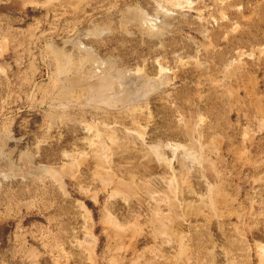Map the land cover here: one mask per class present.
<instances>
[{
    "label": "rangeland",
    "instance_id": "1",
    "mask_svg": "<svg viewBox=\"0 0 264 264\" xmlns=\"http://www.w3.org/2000/svg\"><path fill=\"white\" fill-rule=\"evenodd\" d=\"M56 41L74 59L91 52L94 71L120 83L106 95L128 100H55ZM263 113L264 0H0V264H264ZM141 135L168 159L194 147L189 182ZM188 202L202 212L184 222Z\"/></svg>",
    "mask_w": 264,
    "mask_h": 264
},
{
    "label": "bare ground",
    "instance_id": "2",
    "mask_svg": "<svg viewBox=\"0 0 264 264\" xmlns=\"http://www.w3.org/2000/svg\"><path fill=\"white\" fill-rule=\"evenodd\" d=\"M174 6H179L180 5V3L179 2H177V1H175V2H173L172 3ZM132 11H133V9H132ZM139 12V11H138ZM134 13V12H133ZM130 15V14H129ZM147 15V14H146ZM157 16V15H156ZM130 19H129V18ZM127 17V20H130V21H132V23H134V24H136L137 26H139V27H142L143 29H146V31H148V30H150V31H152V32H155V31H157V30H154V29H152L151 27H148L147 25H145L144 23H143V21L141 20V18L139 17V15L138 14H133V15H130V16H128ZM143 18V17H142ZM146 18V17H145ZM155 18V17H154ZM148 20V19H147ZM161 20V19H160ZM158 21V20H157ZM147 22V21H146ZM150 22V21H149ZM148 23V22H147ZM156 24V23H155ZM150 25V24H149ZM157 25V24H156ZM106 26V25H105ZM152 26V25H151ZM107 27H108V25H107ZM109 29V28H108ZM104 30V29H103ZM98 31V30H97ZM149 31V32H150ZM101 32H103V31H101ZM160 32V29L156 32V33H159ZM104 33H106V32H104ZM155 34V33H154ZM62 42H64V41H60V42H52V43H49L48 44V48L49 49H51V52H52V55L55 57V59H56V61H57V66H56V68H55V78H54V87H55V93H54V96H53V98L55 99V100H58L59 102H61V103H65V104H67V103H70L71 101H74L76 98L77 99H80V98H82V97H84V100H89V99H92V97L93 98H96L97 97V99H99L100 101H103L104 103H107V106L109 105V104H115V106H117L116 104L117 103H121V102H124L126 99H127V96L126 95H124V94H121L119 91H121V90H119V91H117L116 93H115V95L112 97V98H109L107 95H106V92L108 91V90H111V89H113L114 88V86H115V83H116V80L115 79H113L112 78V76L108 73V72H104V73H96L94 70H95V68L93 69V63L92 62H95V59L96 58H94L93 57V55L91 54V52H89V51H87L86 52V55L84 56V57H80V58H78V59H74V56H72V55H74L73 53H71V46H69V45H67V44H64V43H66V42H64V43H62ZM91 47V46H90ZM80 51H82V50H80ZM50 52V53H51ZM74 52V51H73ZM94 52V51H93ZM96 52V51H95ZM81 54V53H80ZM96 54H97V52H96ZM77 57V56H76ZM97 57V56H96ZM99 58V57H98ZM54 60V59H53ZM98 61H99V59H98ZM21 62V61H20ZM103 63V62H102ZM107 63H108V61H107ZM229 64V63H228ZM86 66V67H85ZM85 67V68H84ZM108 67H109V65H108ZM164 69L165 68H163V72H164ZM107 70V69H106ZM108 70H110V69H108ZM143 70V69H142ZM166 70V69H165ZM225 70V69H224ZM227 71V70H226ZM119 72V71H118ZM121 72H122V70H121ZM142 72V71H141ZM162 72V73H163ZM161 73V72H160ZM161 73V74H162ZM165 73V72H164ZM142 74H143V72H142ZM165 75V74H164ZM145 76V75H144ZM147 76V75H146ZM161 76V75H160ZM164 77V76H163ZM80 78H83L84 80H86L87 82L85 83L84 81H82V82H84L85 83V86H82L83 88L81 89V93H76V95L75 94H73V89L74 88H76V86H77V84H79L80 83V80H82V79H80ZM150 78V77H149ZM147 79H148V77H147ZM161 79H162V77H161ZM251 79V78H250ZM152 80V79H151ZM164 80V79H163ZM253 80V79H252ZM118 81V80H117ZM142 81V80H141ZM161 81V80H160ZM31 82V81H30ZM145 82V81H144ZM118 83V82H117ZM116 83V85H119L120 86V83L119 84H117ZM161 83V82H160ZM128 84V83H127ZM142 84V83H141ZM223 84V83H222ZM82 85V84H81ZM124 85V84H123ZM216 85H218V84H216ZM220 85V84H219ZM128 86V85H127ZM221 86V85H220ZM143 87V88H142ZM141 88V90H142V92L143 93H145L147 90H149L151 87H152V84H150V83H146V84H144L143 86H142ZM157 87V86H156ZM213 87V86H212ZM118 88V87H117ZM122 88V87H121ZM127 90H129L128 89V87L126 88ZM151 89H153V88H151ZM217 89V88H216ZM80 90V89H79ZM126 90V91H127ZM136 90H138V91H140L139 89H136ZM151 91V90H150ZM238 91V90H237ZM137 92V91H136ZM252 92V91H251ZM249 93V92H248ZM111 94H112V91H111ZM137 94V93H136ZM109 95V94H108ZM146 95V94H145ZM249 95V94H248ZM247 95V96H248ZM143 96H144V94H143ZM216 97H217V95H216ZM129 98V97H128ZM136 98V97H135ZM139 98V97H138ZM140 98H141V95H140ZM130 99V98H129ZM218 99V98H217ZM220 99V98H219ZM95 100V99H94ZM128 100V99H127ZM256 100V99H255ZM81 101V100H80ZM247 101V100H246ZM89 102V101H88ZM96 102V101H95ZM94 102V103H95ZM77 104V103H76ZM87 104V103H86ZM89 104V103H88ZM257 104V103H256ZM255 103H254V105H256ZM70 105V104H69ZM73 105V104H72ZM91 105V104H90ZM96 105V104H95ZM260 105H261V103H260ZM97 106H98V104H97ZM114 106V107H115ZM122 106V105H121ZM248 106V105H247ZM258 106V105H257ZM96 108V107H95ZM122 108V107H121ZM260 108V107H259ZM215 109V108H214ZM143 110V109H142ZM140 111V110H139ZM151 112V111H150ZM137 113V112H136ZM143 114V113H142ZM264 114V113H263ZM150 115H151V113H150ZM202 116V115H201ZM200 119H201V117H200ZM113 120V119H112ZM117 120V119H116ZM148 121V120H147ZM177 121H179V120H177ZM229 121V120H228ZM50 122V121H49ZM111 122V121H110ZM115 122V121H114ZM190 122V121H189ZM188 122V123H189ZM262 123V122H261ZM126 125V124H125ZM136 125V124H135ZM199 125V124H198ZM140 126V125H139ZM197 126V125H196ZM260 126V125H259ZM198 127V126H197ZM262 128H263V126H261ZM96 128V127H95ZM186 128V127H185ZM190 128V127H189ZM109 129H111V130H108L109 131V133H106V138L107 139H110V140H114L115 139V135H114V132L112 131V127L111 128H109ZM115 129V128H114ZM140 129V128H139ZM261 129V128H260ZM91 130V129H90ZM89 130V131H90ZM142 130V129H141ZM186 130V132H187V134H188V130H187V128L185 129ZM184 130V131H185ZM92 131V130H91ZM144 131V130H143ZM194 131L196 132V130H195V128H194ZM13 132V131H12ZM137 132V131H136ZM88 133V132H87ZM122 133V132H121ZM190 133V132H189ZM194 133V132H193ZM198 133V132H197ZM204 133V132H203ZM95 134V133H94ZM124 134H125V137H124V139H126V140H129V139H131L132 137H133V135L135 134L134 133V130L133 131H131V130H127V129H125L124 130ZM199 134V133H198ZM198 134H196L197 136H198ZM190 135H192V134H190ZM199 135H201V134H199ZM90 137H91V135H89ZM93 136V135H92ZM95 136V135H94ZM93 136V137H94ZM136 136V135H135ZM92 137V138H93ZM138 138V141L136 142L135 141V139H134V141L136 142V143H138L139 145V148H141V149H144V151H146V150H148V149H150L151 151L150 152H152L154 155H155V157L157 158V159H160V160H163L164 159V161H166L167 162V164L169 165V163H171L170 161H171V158H174V157H176L177 159H178V170L179 171H177V173H179V178H177L176 176H175V180H177V181H179V182H181V183H186V182H189V181H187V180H189V177L187 178V177H185V175L187 176V173L189 172H187L186 171V167H188V165L185 167V161L187 160V159H190V158H194V156H195V154H196V152H195V149L193 150V148L194 147H192V146H184V145H180V144H175L173 147L171 146V147H169V148H167V151H166V154L170 157L169 159H168V157H165V152L164 151H161L160 150V148H159V146L157 145V144H148V143H146V141L144 140V137H143V135H141L140 137L139 136H137ZM146 137V136H145ZM192 137V136H191ZM204 137V136H203ZM116 138H117V136H116ZM136 138V137H135ZM198 138V137H197ZM91 139V138H90ZM96 140V139H95ZM99 140V139H98ZM189 140V139H188ZM201 140V139H200ZM87 141V140H86ZM85 141V142H86ZM88 141H90V140H88ZM94 141V140H93ZM92 140H91V142H93ZM101 141V140H100ZM112 141H111V143H112ZM123 142H124V140H122ZM99 142V141H98ZM115 142V141H114ZM118 142V141H117ZM129 142V141H128ZM159 142V141H158ZM191 142H193V140L191 141ZM129 143H131V140H130V142ZM128 143V144H129ZM155 143V142H154ZM161 143V142H160ZM185 143V142H184ZM183 143V144H184ZM199 143V142H198ZM73 144V143H72ZM83 144V143H82ZM90 144V149L91 150H95V152H96V149L94 148L95 147V145H97V144H95V142H93V143H89ZM100 143H98V145H99ZM131 144H133V143H131ZM130 144V145H131ZM196 144V143H195ZM84 145V144H83ZM88 145V144H87ZM87 145H85V146H87ZM74 146V145H73ZM89 146V145H88ZM87 146V147H88ZM100 146V145H99ZM102 146V145H101ZM100 146V147H101ZM122 146V145H121ZM128 146V145H127ZM135 146V145H134ZM165 146V145H164ZM7 147V146H6ZM99 147V148H100ZM162 147V146H161ZM76 148V147H75ZM98 148V146H97V149H99ZM106 148V147H105ZM101 149V148H100ZM108 149V148H107ZM248 149V148H247ZM11 150V149H10ZM103 150V149H102ZM127 150V149H126ZM129 150V149H128ZM108 151V150H107ZM106 151V152H107ZM110 151V150H109ZM124 151V150H123ZM71 152V151H70ZM99 152V151H98ZM102 152L103 151H101L100 153H101V156L99 157L97 154H96V156L97 157H99L98 158V160H100L101 158H102ZM148 152V151H147ZM22 153V152H21ZM97 153V152H96ZM136 154V153H135ZM105 155V154H104ZM107 155V154H106ZM147 155V154H146ZM93 156H95V154L93 155ZM95 156V157H96ZM68 157H70V156H68ZM73 157H74V155H73ZM104 157V156H103ZM106 157V156H105ZM148 157V156H147ZM77 158V157H76ZM80 158H82V157H80ZM109 158V157H108ZM71 159H72V157H71ZM69 160V159H68ZM67 160V161H68ZM105 160V159H104ZM176 160V159H175ZM195 160V159H194ZM96 161V160H95ZM158 161V160H157ZM192 161H193V159H192ZM108 162V161H107ZM196 162V161H195ZM81 163V162H80ZM146 163V162H145ZM149 163V162H148ZM152 163V162H151ZM150 163V164H151ZM158 163V162H157ZM174 163V162H173ZM198 163V162H197ZM105 163H103V165H104ZM147 164V163H146ZM156 164V163H155ZM189 164V163H188ZM196 164V163H195ZM199 164V163H198ZM97 165V164H96ZM128 165V164H127ZM192 165V164H191ZM253 165V164H252ZM37 166V165H36ZM70 166V165H69ZM107 166V165H106ZM158 166V165H157ZM175 167V168H176ZM103 168V167H102ZM105 168V167H104ZM143 168V167H142ZM252 169V168H251ZM254 169V168H253ZM257 169H258V167H257ZM262 169V168H261ZM30 170V169H29ZM98 170H99V168H98ZM149 170V169H148ZM147 170V172H149ZM190 170V169H189ZM194 170V169H193ZM46 171L47 172H52L53 173V169H49V168H47L46 169ZM143 171V170H142ZM261 171V170H260ZM144 174V173H143ZM151 174V173H150ZM259 174V173H258ZM156 175V174H155ZM154 175V176H155ZM175 175H177V174H175ZM151 176H152V174H151ZM191 176V175H190ZM98 177V176H97ZM153 177V176H152ZM156 177V176H155ZM99 178V177H98ZM187 178V179H186ZM100 179H102V178H100ZM110 179H112V178H110ZM149 179V178H148ZM155 179V178H154ZM174 179V178H173ZM201 179V178H200ZM214 179V178H213ZM160 180V179H159ZM170 180H172V179H170ZM193 180V179H192ZM130 181H132V180H130ZM130 181H128V182H130ZM176 181V182H177ZM120 182V181H119ZM133 182V181H132ZM156 182H157V180H156ZM160 182H162V181H160ZM117 184H121V183H118V182H116ZM123 183V182H122ZM145 183H147V182H145ZM164 183H166V182H164ZM107 184V183H106ZM135 184V183H134ZM176 184H179V183H176ZM190 184V183H189ZM211 184H215V183H211ZM102 185V184H101ZM187 185H188V183H187ZM128 186L129 187H127V186H124L125 188H131L130 187V185L128 184ZM142 186V185H141ZM149 186V185H148ZM163 186H165V185H163ZM174 186V185H173ZM172 186V187H173ZM179 186V185H178ZM183 186V185H182ZM186 186V185H185ZM189 186V185H188ZM219 186V185H218ZM82 187V186H81ZM109 187V186H108ZM123 187V189L124 190H126L125 188ZM137 187V186H136ZM136 187H135V190H137L136 189ZM145 187V186H144ZM153 187V186H152ZM172 187H168L167 189L168 190H171V188ZM184 187V186H183ZM204 187V186H203ZM80 188V187H79ZM86 188V187H85ZM121 188V187H120ZM137 188H140V187H137ZM154 188V187H153ZM160 188H162V187H160ZM164 188V187H163ZM166 188V187H165ZM187 188V187H186ZM115 189V188H114ZM177 189H179V188H177ZM217 189H218V187H217ZM220 189V188H219ZM218 189V190H219ZM129 190H131V189H129ZM134 190V193H136V191ZM156 190V189H155ZM158 190V189H157ZM156 190V191H157ZM176 190V189H175ZM191 190V189H190ZM202 190V189H201ZM213 190V189H212ZM112 191H114L113 189H112ZM121 191V190H120ZM159 191V190H158ZM210 191V190H209ZM208 191V192H209ZM86 192V191H85ZM131 192V191H130ZM171 192H173L174 193V191L173 190H171ZM192 192V191H191ZM206 192V191H205ZM96 193V192H95ZM110 193H112V192H110ZM124 193V192H123ZM138 193V192H137ZM160 193H162V192H160ZM221 193V192H220ZM223 193V192H222ZM132 194V193H131ZM168 194V191L166 192L165 190H164V197L167 199L168 198V196L169 195H167ZM170 194V193H169ZM206 194H208V193H206ZM85 195V194H84ZM171 195H175V194H172L171 193ZM170 195V196H171ZM121 196V195H120ZM156 196V195H155ZM163 196V195H162ZM262 196V195H261ZM185 197V196H184ZM119 198V197H118ZM198 198H199V196H198ZM205 197H200L199 199H198V204L199 203H203L204 201H203V199H204ZM262 199V198H261ZM222 200H224V199H222ZM123 201V200H122ZM187 201V200H186ZM30 202V201H29ZM111 202V201H110ZM167 203H168V201H166ZM192 202V201H191ZM197 202V201H196ZM206 202V201H205ZM228 202V201H227ZM141 203V202H140ZM189 204H185L184 205V210H186V220H184V222L185 221H189V218L188 217H192V216H194V217H200L201 216V212H199V208L201 207V206H199V208H198V205L197 206H193L192 204H190V202H188ZM97 204V203H96ZM179 204V203H178ZM182 204V203H181ZM197 204V203H196ZM204 204V203H203ZM231 204V203H230ZM223 205V204H222ZM122 206V205H121ZM171 206H173V207H175L176 209L177 208H179V206L178 205H176L175 203H173V202H170V207ZM181 208V207H180ZM104 210V209H103ZM154 210H155V208H154ZM153 210V211H154ZM202 210V209H201ZM233 210V209H232ZM114 211V210H113ZM135 211V210H134ZM151 211V210H150ZM231 211V210H230ZM155 212V211H154ZM167 212V211H166ZM236 212V211H235ZM157 214V213H156ZM155 214V215H156ZM227 214H229V213H227ZM155 215H152L153 217H152V221H150V222H153L154 224H155V226H156V230L159 232V233H163V234H170V232H168V230H166L165 229V221H164V219H162V218H160V216L158 217V216H155ZM169 215V214H168ZM171 215V214H170ZM179 215V214H178ZM18 216V215H17ZM188 216V217H187ZM229 216V215H228ZM162 217V216H161ZM166 217V216H165ZM230 217V216H229ZM238 217V216H237ZM250 217V216H249ZM113 218V217H112ZM164 218V217H163ZM214 218V217H213ZM240 218V217H239ZM251 218V217H250ZM109 219V218H108ZM107 219V220H108ZM148 219V218H147ZM169 219V218H168ZM194 219V218H193ZM140 220V219H139ZM194 220H196V219H194ZM207 219H205V221H206ZM242 220V219H241ZM245 220V219H244ZM203 221V220H202ZM208 221V220H207ZM109 222V221H108ZM112 222V221H111ZM77 223V222H76ZM106 223H107V221H106ZM114 223V222H113ZM212 223V222H211ZM225 223V222H224ZM229 223V222H228ZM112 224V223H111ZM167 224V223H166ZM185 224V223H184ZM203 224H204V222H203ZM113 225V224H112ZM183 225V224H182ZM190 225V224H189ZM193 225V224H192ZM202 225V224H201ZM221 225V224H220ZM231 225V224H230ZM119 226V225H118ZM117 227V226H116ZM121 227V226H120ZM189 227V226H188ZM209 227V226H208ZM224 227V226H223ZM228 227H229V225H228ZM118 228V227H117ZM130 228V227H129ZM155 227H153V229H154ZM197 229V228H196ZM126 230V229H125ZM129 230V229H128ZM155 230V229H154ZM191 230V229H190ZM189 230V231H190ZM205 230H206V228H205ZM227 230V229H226ZM264 230V229H263ZM139 231V230H138ZM157 231H154V232H157ZM215 231H216V229H215ZM214 231V232H215ZM240 231V230H239ZM246 231V230H245ZM126 232V231H125ZM218 232V231H217ZM223 232H224V230H223ZM235 232V231H234ZM118 233V232H117ZM210 233V232H209ZM259 233V232H258ZM257 233V234H258ZM191 234V233H190ZM195 234V233H194ZM222 234H224V233H222ZM232 234H234L233 232H232ZM235 234H236V232H235ZM254 234V233H253ZM154 235V234H153ZM156 235H157V233H156ZM181 235H182V237H183V235L184 234H182L181 233ZM203 235V234H202ZM206 235V234H205ZM243 235V234H242ZM78 236V235H77ZM126 236V235H125ZM155 236V235H154ZM204 236V235H203ZM207 236V235H206ZM229 236H230V234H229ZM250 236H252V234L250 235ZM121 237V236H120ZM156 237V236H155ZM154 237V238H155ZM184 237H185V235H184ZM183 237V238H184ZM212 237V236H211ZM247 237V236H246ZM84 238V237H83ZM191 238H192V236H191ZM214 238H216V237H214ZM231 238V237H230ZM233 238V237H232ZM187 239H189V238H187ZM212 239V238H211ZM254 239H256L255 237H254ZM133 240V239H132ZM214 240H216V239H214ZM221 240L222 239H220V242H221ZM258 240V239H257ZM260 240V239H259ZM121 241V240H120ZM192 241V240H191ZM204 241V240H203ZM202 241V242H203ZM209 241V240H208ZM212 241V240H211ZM229 241V240H228ZM246 241V240H245ZM182 242V241H181ZM230 242V241H229ZM133 243V242H132ZM222 243V242H221ZM258 243H260V242H258ZM185 244V243H184ZM219 244V243H218ZM181 245V244H180ZM187 245V244H186ZM217 245V244H216ZM221 245V244H220ZM114 246V245H113ZM209 246V245H208ZM221 246H223V245H221ZM262 246V245H261ZM74 247V246H73ZM190 247V246H189ZM213 247H215L214 246V244H213ZM219 247V246H218ZM257 247V246H256ZM187 248V247H186ZM203 248V247H202ZM223 248V247H222ZM78 249V248H77ZM180 249V248H179ZM262 249V248H261ZM178 250V249H177ZM201 250V249H200ZM199 250V251H200ZM203 250V249H202ZM206 250V249H205ZM190 251V250H189ZM214 251V250H213ZM221 251H223V250H220V252ZM81 252H83V251H81ZM171 252V251H170ZM185 252V251H184ZM203 252V251H202ZM219 252V253H220ZM179 253V252H178ZM201 253V252H200ZM226 253V252H225ZM230 253V252H229ZM243 253V252H242ZM218 254V253H217ZM216 254V255H217ZM227 254V253H226ZM179 255V254H178ZM228 255V254H227ZM226 257V256H225ZM224 257V258H225ZM251 257V256H250ZM233 258V257H232ZM229 259V258H228ZM231 259V258H230ZM240 259V258H239ZM172 261V260H171ZM236 261V260H235ZM241 262V261H240ZM231 263V262H230ZM251 263V262H250ZM232 264H233V262H232ZM244 264V263H243Z\"/></svg>",
    "mask_w": 264,
    "mask_h": 264
}]
</instances>
